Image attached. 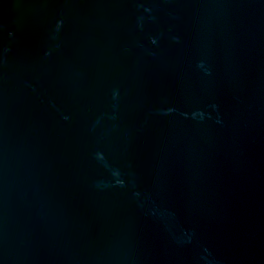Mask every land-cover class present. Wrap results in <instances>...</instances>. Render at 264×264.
<instances>
[{
  "label": "water",
  "instance_id": "water-1",
  "mask_svg": "<svg viewBox=\"0 0 264 264\" xmlns=\"http://www.w3.org/2000/svg\"><path fill=\"white\" fill-rule=\"evenodd\" d=\"M0 264H264V0H0Z\"/></svg>",
  "mask_w": 264,
  "mask_h": 264
}]
</instances>
